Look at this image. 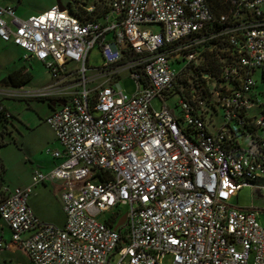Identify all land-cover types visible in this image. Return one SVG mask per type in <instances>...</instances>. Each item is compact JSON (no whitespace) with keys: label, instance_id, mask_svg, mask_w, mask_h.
<instances>
[{"label":"built area","instance_id":"1","mask_svg":"<svg viewBox=\"0 0 264 264\" xmlns=\"http://www.w3.org/2000/svg\"><path fill=\"white\" fill-rule=\"evenodd\" d=\"M71 1L27 18L0 5V41L50 76L32 97L64 101L44 118L58 163L1 190L10 242L33 264H264L257 212L229 205L264 196V0ZM40 183L62 185L61 227L28 204Z\"/></svg>","mask_w":264,"mask_h":264},{"label":"rangeland","instance_id":"2","mask_svg":"<svg viewBox=\"0 0 264 264\" xmlns=\"http://www.w3.org/2000/svg\"><path fill=\"white\" fill-rule=\"evenodd\" d=\"M57 0H0V5L14 6L17 9V14L26 17L29 14L35 13L39 7H43L51 2L56 3ZM63 6H68L69 0H58ZM96 4V14H99L103 8L107 6L109 0H93ZM149 30L156 32L157 26H144ZM21 51L10 45H5L0 42V80L7 76L8 73L19 70L16 77L26 78L30 77V81L24 86L20 87L17 92H26L23 95L8 91L10 85L0 82V101L9 110L10 118L6 123L0 121V132L3 133L4 140L8 144L0 148V158L5 167V180L10 186H16L19 181L25 178L24 169L30 164L37 166L48 159L50 156L46 153V141L52 138L51 129L41 121L44 112L46 111L47 103L35 100L32 98L33 94L41 91L43 87L50 82V76L46 69L39 62H26L24 67H21L19 56ZM103 59L98 48H93L87 59L88 66L97 67L102 65ZM257 80L258 92L264 94V84L260 80V74H255ZM119 85L124 94L130 95L134 91L133 82L125 76L119 79ZM31 95V96H29ZM24 99H18V98ZM261 99L264 97L260 96ZM153 109L159 108V101L157 98L151 102ZM10 121L17 124V129L12 130ZM28 126V127H26ZM12 134L10 135V133ZM242 144L244 140L240 141ZM36 188L33 192H36ZM59 188L53 189L54 194H58ZM2 192H0L1 195ZM42 199H47V202H40V207L44 215L43 219L39 218L41 223L52 224L60 227L64 220L62 208L58 202L47 191H42L40 194ZM39 198V197H38ZM39 200V199H38ZM229 205L240 209H253L257 212V218L264 228V196H261L253 188L245 186L236 192V195L229 201ZM120 214H123L126 209L124 207L117 208ZM107 215V214H105ZM172 256L167 253L161 259V264H171Z\"/></svg>","mask_w":264,"mask_h":264},{"label":"crops","instance_id":"3","mask_svg":"<svg viewBox=\"0 0 264 264\" xmlns=\"http://www.w3.org/2000/svg\"><path fill=\"white\" fill-rule=\"evenodd\" d=\"M54 4H55L54 2H51V3H49V4H47V5L43 6V7H39V8H37L35 10V13L29 14L26 17H22V16L18 15L17 14L16 7H14V6L13 7L15 8V14L18 17L27 18V17H29L31 15H35L37 13H40V12L48 9L49 7H51ZM0 42H2V41H0ZM2 43L5 44V45H10L12 47H15V48H17L18 50L21 51V55L19 56V62L22 65L21 67H24V65L28 61L27 60L25 61L23 59V51L20 48H18L17 46L11 44V43H5V42H2ZM20 69L19 70L12 71L10 73H14L16 75V73L19 72ZM30 77H31V74L29 76V80L24 85H22L20 87H24L30 81ZM18 78H21V77H18ZM9 85H10V88H9L8 91H10V92H15V93H22V92H24V91H22V92L21 91L20 92L13 91V89H16L17 90L20 87H14L11 84H9ZM32 98L36 100L35 97H32ZM18 99H24V98L22 97V98H18ZM2 100L3 99H1V101H0L1 104H2ZM49 100L50 101H48V100L41 101V102L47 103L46 111L44 112V115L41 118V121L43 123H44L45 116H47L48 114H50V112L54 108V106H52L51 104L54 103L55 100L53 98H51V97H49ZM2 106L7 111H9L6 108V106H4L3 104H2ZM9 123H10L13 131L17 129V127H18L17 124H13L12 121H10ZM26 127H28V126H26ZM11 134H12V132L10 133V135ZM45 147H50L51 149H58V150L61 148L60 145H59V143L55 140V137L53 135V132H52V138H50V139H48L46 141V146ZM57 163H58V159H54L53 157L50 156L48 159H46L44 161H41V163L39 165H37V166H33L32 164H30L28 167H25V169H24V173H25L24 176H25V178L22 181H19L18 184L16 186H13V187L8 184V181L5 180L6 178H5L4 174H3L2 179L0 180V192H1V190L4 187H8V188H11L12 189V188H16V187L22 188V187L28 186L30 184L31 174L34 171L38 170V171L45 172V171L49 170L51 167H53L55 164H57ZM55 187H58L59 188L58 194H54L53 193V189ZM36 188H39V189L36 192H33ZM43 190H44V192L47 191L49 194H51L53 196V198L60 205L59 196H60V193L62 191V185L60 183H56L54 185H50V184H47V183H40V184H37L36 186L33 187L32 193L30 194V196L28 198V204H29L30 208L32 209L34 215L38 218V220H39V218L40 219H43V217H44V215L42 213V210H41V207H40L41 206L40 205V202L41 203L47 202V199H42L40 197V194H42V191ZM60 207H61V205H60ZM63 223H64V220H63L62 224L60 225V227L63 225ZM10 234L11 233H10V230H9L8 226L6 225V223L3 220L0 219V238L5 242V246L0 250V264H33L31 262V260L29 259V257L27 256V254L22 249L18 248L16 245H14V244H12L10 242Z\"/></svg>","mask_w":264,"mask_h":264},{"label":"trees","instance_id":"4","mask_svg":"<svg viewBox=\"0 0 264 264\" xmlns=\"http://www.w3.org/2000/svg\"><path fill=\"white\" fill-rule=\"evenodd\" d=\"M67 4H68V7L70 8L71 11L77 12L74 9L75 8L74 7V3L71 0H69L67 2ZM28 80H29V77L17 78L14 73H9L0 82L1 83L11 84L14 87H20V86L24 85ZM36 100H38V101H46V100L50 101L49 97H37ZM0 107H1V109H0V121L3 122V123H6L8 121V119L10 118V117L9 118L6 117V114H9V112L2 106L1 103H0ZM2 132H0V148L6 146L8 144V142L4 140V136H3ZM4 172H5V167H4V164H3V162H2V160L0 158V180L2 179V176H3Z\"/></svg>","mask_w":264,"mask_h":264},{"label":"water","instance_id":"5","mask_svg":"<svg viewBox=\"0 0 264 264\" xmlns=\"http://www.w3.org/2000/svg\"><path fill=\"white\" fill-rule=\"evenodd\" d=\"M56 5L58 6V8L60 9V10H62V9H64V6L60 3V1H56ZM64 103V101H62V100H58V101H56V102H54V103H52L51 105L52 106H55V104H59V105H62ZM123 222V218H121L117 223H116V225L114 226V228H116L118 225H120L121 223Z\"/></svg>","mask_w":264,"mask_h":264},{"label":"flooded vegetation","instance_id":"6","mask_svg":"<svg viewBox=\"0 0 264 264\" xmlns=\"http://www.w3.org/2000/svg\"><path fill=\"white\" fill-rule=\"evenodd\" d=\"M56 105V104H55Z\"/></svg>","mask_w":264,"mask_h":264}]
</instances>
